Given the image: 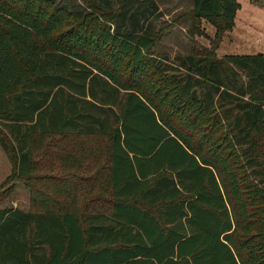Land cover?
Listing matches in <instances>:
<instances>
[{"label": "trees", "instance_id": "trees-1", "mask_svg": "<svg viewBox=\"0 0 264 264\" xmlns=\"http://www.w3.org/2000/svg\"><path fill=\"white\" fill-rule=\"evenodd\" d=\"M70 1L0 0V146L31 201L0 208V264H264V54L160 58L153 1Z\"/></svg>", "mask_w": 264, "mask_h": 264}, {"label": "rangeland", "instance_id": "rangeland-1", "mask_svg": "<svg viewBox=\"0 0 264 264\" xmlns=\"http://www.w3.org/2000/svg\"><path fill=\"white\" fill-rule=\"evenodd\" d=\"M157 1L163 12L168 10V5H170L168 0ZM117 2L118 0H113V6ZM179 2L182 6L181 10L169 18L148 21L153 25L150 31L155 35L154 54L157 57H166L171 60L177 55L194 54L200 49L212 50L217 57L229 54H264V0H237L239 8L233 22L227 25L229 27L220 19L212 22L205 19H193L190 15L191 0H179ZM65 4L69 8H72V5L74 7L86 5L81 0H71ZM260 149H264V144ZM51 171L57 172L59 168H52ZM10 173V162L0 146V208L11 206L29 210L31 201L28 187L23 181L7 180ZM31 186L37 190L44 188L41 191L45 195L52 193L53 196L48 197H55L60 205L63 204V200L60 201L62 196L56 193L59 192L60 181L48 180L43 181V185L33 183ZM94 190L90 188L88 191ZM78 193L75 206L80 207L88 194L81 190ZM37 197L39 196L36 195ZM35 208H42L41 204L36 203Z\"/></svg>", "mask_w": 264, "mask_h": 264}, {"label": "crops", "instance_id": "crops-1", "mask_svg": "<svg viewBox=\"0 0 264 264\" xmlns=\"http://www.w3.org/2000/svg\"><path fill=\"white\" fill-rule=\"evenodd\" d=\"M151 1L154 2L155 7L152 6L151 8H149V10H146L144 12V14H145L144 16H142V15L140 16L141 20L146 21L145 25H147L148 21H151V20H157L160 18H169L172 14L180 11L182 8L179 0H168L170 2V5H168V10L163 12L162 7L159 5L157 0H151ZM191 4H192V0H191ZM152 27H153V25L151 23V27L149 28V30Z\"/></svg>", "mask_w": 264, "mask_h": 264}]
</instances>
